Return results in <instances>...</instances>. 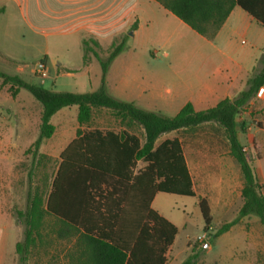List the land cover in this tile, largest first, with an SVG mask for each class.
<instances>
[{"label": "trees", "instance_id": "trees-1", "mask_svg": "<svg viewBox=\"0 0 264 264\" xmlns=\"http://www.w3.org/2000/svg\"><path fill=\"white\" fill-rule=\"evenodd\" d=\"M156 1L207 38L214 37L235 5L264 25V0ZM126 37L113 40L105 56L94 48L98 47L96 40H82L83 63L91 53L100 65L99 86L95 90L48 89L0 69L1 82L9 84L12 96L24 88L41 106L38 134L26 149L31 153V164L26 205L17 210V218L23 224L22 238L14 247L17 264H26L29 253L43 246L40 230L47 217L57 222V238L74 239L78 252L67 264H165L178 228L151 207L153 196L156 192L195 196V192L180 137L175 135L160 142L157 138L166 132L206 123L222 129L228 154L238 164L242 178V203L237 216L222 223L212 237L250 214L258 217L264 230V184L259 182L237 137V124L241 131H245V124L236 120L264 86V58H260L261 66L251 70L244 88L234 96L201 110H195L187 101L175 114L166 115L106 91L107 69L123 50ZM39 62L45 66V57ZM71 105L77 106L75 134L58 154L48 190L33 189L32 175L43 157L40 146L55 131L51 117ZM97 108L108 110L121 128L89 126ZM131 125L141 128L142 138L128 128ZM198 204L207 228L211 220L207 201L199 197ZM197 255L192 248L179 264H197Z\"/></svg>", "mask_w": 264, "mask_h": 264}, {"label": "rangeland", "instance_id": "rangeland-1", "mask_svg": "<svg viewBox=\"0 0 264 264\" xmlns=\"http://www.w3.org/2000/svg\"><path fill=\"white\" fill-rule=\"evenodd\" d=\"M238 8L241 12H245L240 7ZM233 18L235 19V16ZM251 20L253 21L246 33L240 31L233 35L229 40L230 47L221 50H226L232 59L238 56L240 59L242 56L246 64L252 63L254 68L260 67V58H264V25L255 19ZM192 33L196 36L195 51L205 54L206 57L199 59L197 56L200 54H195L188 62L189 66L184 65L185 68H182L169 64V60L173 57V50L165 48L161 51L164 59L148 62L142 60L140 65L142 73L146 76L161 73L165 79H168L167 82L169 79L185 78L192 73V70H195L197 74L211 75L209 72H212L222 61L221 50L218 49L220 45L218 42L214 45L210 41L208 44L201 35L194 31ZM122 35L128 37V34ZM50 44L40 30L34 34L13 10L9 9L0 15L1 70L17 73L26 81L48 89L81 91V86L78 85V80L81 79L80 74L57 75L56 70H61V67L54 64L55 60H59L75 72L80 65V47L75 46L73 42ZM188 47L191 50L192 45ZM136 51L138 52V48ZM45 53L49 58L48 67L45 66L46 74L41 75L37 70V62ZM95 66L98 68L97 62ZM105 89L111 94L110 86L105 84ZM151 101L155 102V100ZM132 102L148 109L137 102ZM153 109L164 108L159 106ZM40 110L39 102L26 89L21 88L16 95L12 96L9 84H3L0 79V227H4L5 232L4 264H10L8 259L14 251L15 242L21 237L19 230H23V224L17 218V210H23L26 205L27 173L31 164V153L26 149L38 134ZM160 113L174 114L164 111ZM76 114L77 106L71 105L60 108L51 117L55 131L40 146L39 150L43 157L40 158V163L32 175L33 189L48 190L59 161L58 154L75 134ZM89 126L114 130L121 128L110 112L104 108L94 110ZM128 128L142 138L140 127L131 125ZM174 134L181 139L187 164L199 191L217 193L219 187L223 186L226 176H230L233 182L236 181L238 167L228 155L227 142L221 128L212 123H206L192 129L163 133L157 140ZM238 135L240 140L244 139L241 133ZM261 152L264 154L263 149ZM140 164L139 162L138 166ZM198 199V195L157 192L152 207L176 224L178 228L167 252V264H179L192 248L198 252L197 264H264V230L258 217H248L246 221L239 224L236 221L234 229H228L213 238L212 234L222 223L235 218L233 217L235 211L231 209L228 212V210L231 205L233 207L236 204V201L232 199L227 202L229 208L223 219L218 223L217 220L213 223L210 220L208 227L204 228ZM56 226L57 222L47 217L40 230L47 251L42 256L48 264H67L72 256L77 255L78 250L74 239H59L55 236ZM40 248L32 251L30 264L37 263L35 260Z\"/></svg>", "mask_w": 264, "mask_h": 264}, {"label": "crops", "instance_id": "crops-1", "mask_svg": "<svg viewBox=\"0 0 264 264\" xmlns=\"http://www.w3.org/2000/svg\"><path fill=\"white\" fill-rule=\"evenodd\" d=\"M238 7L235 5L232 8L214 37L207 38L198 34L214 45L218 42L219 51L230 47V38L240 31L246 33L253 21L251 19H254L251 15L247 16L248 13L241 12ZM0 8H2L0 15L9 9L13 10L34 34L40 30L49 40L50 45L55 42L63 44L73 42L75 46L80 47V65L75 72L59 60H55L54 63L55 66L61 67V70H56L57 75L80 74L81 79L78 80V85L81 86V91L79 92L95 90L100 79V65L93 54L89 53L87 62L83 63L82 40L89 37L96 40L98 47L94 48L99 55L105 56L113 40L122 34H128L123 50L109 64L105 84L110 86L112 96L137 102L151 111L175 114L187 101L192 103L195 110L213 106L220 99L232 97L243 89L246 78L253 69L252 63L246 64L242 56L240 59L239 56L238 59H232L226 50H221L222 61L212 72H209L211 75L197 74L195 70H192V73L185 78L169 79L167 82L168 79H165L161 73L151 76L143 74L140 69L142 60L148 62L164 59L161 51L165 48L173 50V57L169 60V64L182 68H185L184 65L189 66L188 62L195 54H200L197 56L199 59L206 57L205 54L196 52L194 49L196 39L195 34L192 33L194 30L156 0H0ZM233 16L235 19H232ZM133 24L135 26L131 28ZM188 45H192L191 50ZM44 57L45 66L48 67V55L45 53ZM96 62L98 68L95 66ZM156 105L164 109H153V107H159ZM236 120L239 123L243 121L245 124V131H241L237 124V137L246 152L249 163L256 171L259 182L263 183L264 154H261L263 152L261 150H264V86L251 101L249 109L239 112ZM239 133L244 136L243 140H240ZM175 135L177 134L165 138ZM236 165L238 167L236 181L233 182L230 176H226L223 186L219 187L217 193L211 194L196 188V182L187 164L195 195H198V198L202 195L206 199L212 223L214 220L218 223L223 219L229 208L227 202L232 199L236 201V204L233 207L231 205L228 212L233 209L235 211L233 217L237 216L242 203L240 191L242 178L239 166L237 163ZM156 195L157 192L153 196L151 207ZM248 217L257 216L252 214L242 216L237 223L246 221ZM234 225L229 230L234 229ZM19 231L21 239L22 230ZM4 235V227L1 226L0 264H4ZM45 252H47L46 245L43 244L36 255V264L46 263L42 256ZM30 258H32V251L28 255L26 264H30ZM16 259L17 254L14 249L8 260L10 264H17Z\"/></svg>", "mask_w": 264, "mask_h": 264}, {"label": "built area", "instance_id": "built-area-1", "mask_svg": "<svg viewBox=\"0 0 264 264\" xmlns=\"http://www.w3.org/2000/svg\"><path fill=\"white\" fill-rule=\"evenodd\" d=\"M37 70L40 72L41 75L46 74L45 66H43L39 61L37 62Z\"/></svg>", "mask_w": 264, "mask_h": 264}]
</instances>
